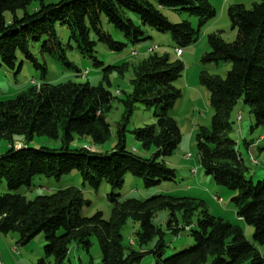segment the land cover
Masks as SVG:
<instances>
[{
  "label": "trees",
  "instance_id": "obj_1",
  "mask_svg": "<svg viewBox=\"0 0 264 264\" xmlns=\"http://www.w3.org/2000/svg\"><path fill=\"white\" fill-rule=\"evenodd\" d=\"M164 9L182 10L197 17L199 29L187 21L171 23ZM216 15L207 0H0V61L14 69L22 57L46 75V65L39 64L31 51L36 43L41 44L42 54L76 69L67 58L57 26L67 28L70 43L96 67L103 64L96 57L98 44L122 51L127 43L146 39V29L170 34L176 50L182 51L198 41L200 29ZM228 15L237 38L228 43L221 33L209 35L210 50L203 62L229 63L231 70L225 78L205 72L200 75L214 113L210 127H201L196 134V144L205 173L217 185L237 193L233 198L237 216L254 227L255 244L247 241L240 227L207 211L194 221V211L203 202L186 197L158 195L122 207L112 195L114 217L103 222L83 217L81 210L88 202L78 188L66 187L33 200L20 193L30 189L36 177L59 180L74 171L95 190L103 181L113 190L121 189L127 174L141 179L146 188L176 180V171L163 158L172 156L182 140L180 127L170 113L182 97L175 83L183 77L185 65L158 54L133 67L132 91L120 100L124 112L117 129L118 143L110 153L70 147L75 137L90 138L95 145L110 139L107 114L114 98L103 84L33 82L16 98L0 102V140L8 142V151L0 156V186L4 183L7 187L6 193L0 191V233H17L21 244L43 234L45 257H52L55 264L66 263L73 243L88 251L90 238L96 235L105 264H140L146 252L127 249L122 242L124 225L133 217L141 222V244L157 237L154 249L148 252L156 256L155 264H264V181L254 184L247 178L248 168L230 137V117L240 101L250 107L255 118L253 128L264 126V0L251 8L231 5ZM104 19L123 35L125 42L114 41L104 31ZM128 68L129 64L124 63L105 71L123 74ZM138 104L157 109L155 124L133 132L145 150L153 151L151 157L126 148L127 128ZM35 137L60 140L61 147L35 149L23 144ZM15 143L23 146L17 149ZM165 210L170 212L167 229L177 237L188 232L195 242L173 255L167 254L165 232L152 224L154 216ZM179 213L183 222L178 219ZM46 258L40 264H45Z\"/></svg>",
  "mask_w": 264,
  "mask_h": 264
},
{
  "label": "rangeland",
  "instance_id": "obj_2",
  "mask_svg": "<svg viewBox=\"0 0 264 264\" xmlns=\"http://www.w3.org/2000/svg\"><path fill=\"white\" fill-rule=\"evenodd\" d=\"M217 12L215 18L210 20L200 29L198 41L190 47L183 48V56L176 55V45L168 33H159L152 29H146V39L132 44L127 43L122 51H111L103 44H98L96 57L103 63L99 67L94 65V61L81 54L77 46L69 41V34L66 27L57 26L60 40L64 44L68 60L76 69H71L58 62L55 58L44 55L40 52L41 44H32L31 51L37 58L39 64L46 65L47 74L43 75L41 68H36L31 62L18 59L16 67L9 69L1 65L0 61V102L12 100L22 92L32 87L33 82L37 85L41 83L73 82L77 84L89 83L92 86L103 84L112 93L111 110L107 114V122L110 126V139L103 145H95L90 138L75 137L70 147L72 149L85 148L98 153H110L118 143L117 129L124 112L120 102L126 94L132 91L131 80L133 79V67L137 66L152 54L160 56L168 55L172 60H180L185 65L183 77L175 83L177 89L182 92V97L171 111V116L180 127L182 140L177 150L170 157L163 158L166 165L176 171L177 178L174 182H162L156 187L146 188L143 181L127 174L124 185L121 189L113 190L111 186L103 181L97 190L83 181L78 171L62 177L59 180L36 177L30 189H22L20 193L28 200H33L37 196L49 195L66 188H78L87 205L82 207V215L88 221L101 220L110 222L114 217V205L110 198L117 196L121 206L136 202H145L158 195L172 197H186L195 199L196 202H203V205L194 211L193 220L202 217L201 212L207 211L215 218H221L243 230L244 236L252 244L254 242V227L247 225L237 216V207L233 202L236 192L215 183L212 176L205 173L199 161V153L196 144V134L201 127L209 128L213 116L210 105V93L201 84L200 75L205 72L212 76L225 78L231 70L229 63L205 64L203 56L209 52L208 37L213 33H221L222 38L232 43L237 38V31L232 29V24L228 15V8L231 5L243 4L251 8L259 0H207ZM164 15L173 24L190 22L195 30L199 29V19L191 16L186 11H175L164 9ZM134 19H136L134 17ZM104 31L109 33L116 42H125L121 33L116 31L105 19L103 20ZM129 64L123 74L115 71L106 72L109 66ZM88 70V74L83 77V73ZM120 92L118 96L116 93ZM157 109L138 104L135 113L128 125L126 132V148L134 151L143 157H151L152 150H145L142 144L135 139L133 132L146 125L156 123L154 117ZM239 116L242 120L239 121ZM233 123V131L230 134L236 143V150L240 154L245 166L248 168L247 178L254 184L264 181V126L253 128L255 118L251 114L250 107L244 101H240L230 117ZM30 148L48 147L59 149L60 140H53L47 137H35L31 142H23ZM17 149L20 143H15ZM8 151V142L0 140V156ZM196 171V173H194ZM1 193L7 192L4 183L0 186ZM217 198V199H215ZM182 214H178V219L183 222ZM170 219V212L160 211L152 224L165 232V240L168 245V255L188 249L195 244L188 232H182L180 237L174 235L167 229V222ZM141 231V222L130 217L122 230V242L128 249L146 252L140 264H155L156 256L148 253L154 249L157 237L147 243L141 244L138 234ZM91 247L84 250L77 243L70 246V252L65 264H105L102 258V250L99 239L96 235L91 236ZM46 245L43 234L36 236L27 244H21L17 233H0V258L3 264H40L45 257L44 247ZM16 250V251H15ZM45 264H55L52 257L45 259Z\"/></svg>",
  "mask_w": 264,
  "mask_h": 264
},
{
  "label": "built area",
  "instance_id": "obj_3",
  "mask_svg": "<svg viewBox=\"0 0 264 264\" xmlns=\"http://www.w3.org/2000/svg\"><path fill=\"white\" fill-rule=\"evenodd\" d=\"M176 53H178L179 55H182L183 52L181 50H176ZM88 74V70H86L84 73H83V77L86 76ZM194 173H196V171H194ZM0 264H3L2 262V259L0 258Z\"/></svg>",
  "mask_w": 264,
  "mask_h": 264
},
{
  "label": "bare ground",
  "instance_id": "obj_4",
  "mask_svg": "<svg viewBox=\"0 0 264 264\" xmlns=\"http://www.w3.org/2000/svg\"><path fill=\"white\" fill-rule=\"evenodd\" d=\"M176 55L180 58L182 55H179L178 53H176ZM118 96L120 95V92L119 91H117V93H116ZM239 121H241L242 120V117L241 116H239V119H238ZM17 147V146H16ZM215 199H217V198H215ZM16 251V250H15Z\"/></svg>",
  "mask_w": 264,
  "mask_h": 264
},
{
  "label": "crops",
  "instance_id": "obj_5",
  "mask_svg": "<svg viewBox=\"0 0 264 264\" xmlns=\"http://www.w3.org/2000/svg\"><path fill=\"white\" fill-rule=\"evenodd\" d=\"M182 56H183V54H182ZM264 138H262V140H263Z\"/></svg>",
  "mask_w": 264,
  "mask_h": 264
}]
</instances>
